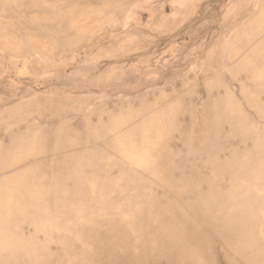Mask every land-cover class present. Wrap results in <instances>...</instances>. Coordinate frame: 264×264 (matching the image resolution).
<instances>
[{
  "label": "bare ground",
  "instance_id": "bare-ground-1",
  "mask_svg": "<svg viewBox=\"0 0 264 264\" xmlns=\"http://www.w3.org/2000/svg\"><path fill=\"white\" fill-rule=\"evenodd\" d=\"M80 1L83 4L70 12L68 7L61 11L57 0H0V52L19 56L22 50H30L35 56L25 58L27 63L45 72L56 66L64 47H88L95 30L138 23V16L123 21L135 0ZM140 1L133 7H145ZM194 1L189 7L194 14L187 19L191 28L188 25L186 31L182 28L186 20L180 15L172 22L171 14L165 13L164 6L158 8L156 0L157 14L150 15L160 25H174L167 27L169 38L186 32L197 39L196 44L214 42L216 46L204 52L206 66L201 74H184L181 58H171L166 73L161 69L153 81L157 87L125 89L111 99L104 97L83 116L72 107L92 103V95L28 96L27 103L49 104L51 120L40 127L43 138L19 125L12 133L0 131V157H4L0 160V264H213L209 255L191 253L206 242L221 246L226 264H264V138H259L264 129H254L250 138L240 129L233 138L231 125L235 126L238 106L223 74L229 72L248 104L264 116V0H235L220 22L215 14L226 0ZM170 9L185 13L188 1L178 0ZM56 23L61 30L52 32ZM140 30L131 31L135 36L124 54L146 52L148 46L135 38L143 32L148 38V31ZM162 33L151 34L154 46ZM55 35L57 40L51 38ZM98 43V54L91 59L83 56L76 64L95 63L93 58L102 56L106 48ZM177 50L173 52H184ZM190 53L187 50V57ZM194 53H202L198 45ZM37 60L45 62L40 67ZM217 62L225 67H214ZM116 73L114 81L101 80L99 87L120 89L133 78L126 81L127 72ZM80 86L78 82L70 89ZM215 87L221 92L216 93ZM17 94L13 91L10 97ZM137 95V100L132 99ZM56 102L61 107H54ZM200 108L203 126L205 118L214 114L218 115L215 128L222 119L229 120L221 129L222 140L234 139L237 146L229 151L242 160L229 166L227 160L222 163L223 153L210 149L213 153L204 162L203 178H195V167L184 168L191 162L176 157L183 138L188 139L189 149L202 141L197 136L204 128L195 119ZM99 126L102 129H96ZM243 142L246 151L238 148ZM260 147L261 155L252 159ZM219 161L221 165L213 169ZM226 184L224 196L221 188ZM203 190L213 205L199 210L193 204L182 214L181 198L198 197ZM234 212L239 220L229 226ZM199 233L205 238L199 240Z\"/></svg>",
  "mask_w": 264,
  "mask_h": 264
},
{
  "label": "rangeland",
  "instance_id": "rangeland-1",
  "mask_svg": "<svg viewBox=\"0 0 264 264\" xmlns=\"http://www.w3.org/2000/svg\"><path fill=\"white\" fill-rule=\"evenodd\" d=\"M177 1L178 0H156V2L159 3L158 8L160 7L163 8L164 6L165 13L171 14L172 22H175L174 20L175 17L180 15H181L180 18L186 20L183 22L184 24L181 23L184 25V26L181 25L182 28L184 29V31H186L189 25L187 19L188 17H191L194 14L192 13V11H190L189 7L191 5L193 6V2L195 1L187 0L188 1L187 11L182 14H178V13L176 14L171 12L170 5L177 3ZM233 1L235 0H230V1L226 0L225 4H223L222 7L218 8L219 11L217 9V12L215 14V16L217 15L216 16L217 22H220V20L218 21V19L221 18L222 16L221 14L227 12L229 8L232 7ZM137 2L142 3L143 1L140 0L133 1V4H130L128 9H126L125 17L123 18L124 19L123 21L129 22L130 20L132 21L134 17L138 16L136 17L138 18L137 20L138 23L137 25H135V27L132 26L133 27L132 28L130 27V24L125 23V25H123L119 29H113V30L97 29L92 33L93 41L88 47L84 46L81 47V49L79 48L78 50L75 49L70 50L69 48L64 47V49H61L62 51L60 55L61 58H59L56 61V66L49 68L45 72L36 71L35 67H31L30 64L27 63L25 58L34 55V53H32L30 50H22L19 56L16 55L10 56V54H8L5 51L0 52V64H2L0 65L1 66L0 74L3 75V77L0 76L1 133H12L13 128L16 125H19L25 131L28 130V132L31 135H38L40 138H43L40 127H43L44 126L43 124L46 125L47 123H49V120H51L50 118L51 113L49 112L50 110H48L49 104L41 103V102L27 103L25 101H26V97L28 96H31V98L33 99H38L41 98V96L51 97V98L52 97L63 98L70 94L76 95L79 93L85 95H92L93 97L92 103H88V104L79 103L72 107L73 111L83 116V113L87 114L91 112V110L95 109V108L92 109V106H94L95 103L99 104L104 99H111L113 97H116L117 95L121 94L120 91H125V89L135 92L141 89L142 90L144 89L143 91H149V89L154 88V86L157 87L158 85H156V83H154L153 81L157 76H160L159 73L161 72V69L163 70L164 68L162 74L166 73L168 68L167 64L169 62L168 60L171 58L173 59L181 58L179 64L182 66L181 69L184 74L190 75L195 72L201 74L202 72L201 69L206 66L205 53L207 54V51L212 50L216 46L214 42L211 43L210 41H204L201 43V45L196 44L195 40L197 39L195 40L192 39L190 35L186 32H182L180 35L169 38L168 32L166 31H171L170 29L174 25L173 24L171 26H168V24L160 25L156 22V20L152 19L150 13L153 12L155 15L157 14L156 11H158L157 9L155 11L153 8V5H155L154 0H144L145 7H142L141 9L134 8ZM58 3L61 4V7L59 8L61 11H64L65 7H68L66 11H70V12H73L70 10V8L72 9L73 7L79 4H83L80 0H57L56 4ZM212 17L214 18L213 14ZM11 21H13L12 18ZM215 26H217V23L214 22V28H216ZM161 27H163L164 30ZM167 27H169L170 29H168ZM59 28L61 30V26L59 25V23H56L53 27L52 32ZM189 28H191L190 25ZM139 29H141L140 31L143 30L148 31L147 32L148 38H146V33L144 32H143V36L136 34L137 38H135L137 40V43L139 42L145 43L148 46L146 48V52L145 51H144L145 53L128 52L127 54H124L123 51H127V46L130 44L131 40H133V39L130 40V38L132 36H135V34H133L131 31H137ZM50 30L51 27L48 31ZM41 32H45L44 29H42ZM154 32H163L162 34L164 35V37L161 40L157 41L158 42L157 47L154 46L156 40H154L151 36V34ZM229 32L227 36H230V34L233 33V31H231V33ZM200 36H202V33L200 34ZM51 38H53L54 40L58 39L56 35L52 36ZM196 38H198V36ZM98 41H100L101 44L103 43L106 45V48L102 49L103 55L99 57L100 59L98 57H96L97 60L96 58H93L95 59L94 61L96 62L89 65L76 64V61L77 63L80 62L79 60L83 56L91 59V56L95 55L96 53L98 54V48L96 47V45L99 44ZM70 45L67 46L70 47ZM196 45H198L200 51H202L201 54L194 53V47ZM178 48H182L184 52L181 54H178V52L177 53L173 52V49L174 50L176 49V51H178L177 50ZM187 50L191 52L188 55V57L186 55ZM17 60L20 62L17 63L16 66L13 65V63H16ZM42 60H37L38 66L40 67L45 62ZM219 64L220 63L217 62L214 65V67H217L216 65H218V67H225L224 65L220 66ZM174 65H178V64L175 63ZM89 66L91 68H89ZM116 71L127 72L124 74L123 78L124 80L126 79V81H128L131 79V77H133L131 82L127 83L125 87L120 89L114 87L111 88V90H104L103 87H99L101 80L107 79L109 81L110 80L114 81V79L118 76ZM215 72L216 71L214 70V73ZM128 73L131 74V76H128L129 75ZM223 74L226 77V83L229 85L231 89L232 98L234 102H236V105L238 106V109L235 108L238 112L234 113L233 115L235 116L234 117L235 126L234 123L231 125V135L234 138L233 133H237V131L240 129L241 130L245 129L247 137L250 138L252 133L254 132V129H258V130L264 129V116L262 114L259 115V111L257 112V110L254 107L248 104V102L246 101V97L244 96L245 94L241 90V87L236 86L230 80L229 72L227 73V71H224ZM78 82H80L81 85L80 87L70 89L71 87H74ZM226 88L227 86L222 91H224ZM2 90H4L3 94H2ZM13 91L18 92L16 97H10V94ZM215 92L218 93L221 92V90L215 87ZM203 95H205V92H203ZM137 97L138 95L133 97L132 99L137 100ZM18 106L20 109H18ZM81 106L83 107L82 108L83 112L80 109ZM54 107L59 108L61 106L58 102H56V104H54ZM215 110L218 111L217 108H215ZM72 114L75 115V113ZM202 117H203V109L200 108L195 119L198 123V126L204 128V133L205 131H207V134H205L204 136V133H202V135L200 134L197 136V137L202 136V141L199 143L198 146H196L193 149H189L186 147V142L188 141V139L186 140L185 138H183L181 142L178 141L179 144L181 145V149H180L181 154L176 157L178 158L182 156L181 158L182 160L191 162L192 166L186 165L184 166V168L186 171L195 167L196 169L193 175L195 178H203L202 168H204L205 166L204 162L208 161L209 158L208 155L211 154L212 151L216 153L217 152L223 153L222 154L223 157H221L222 163L225 160H227L229 166H231L232 164L233 165L237 164L242 160L241 158L234 156V154L229 151L231 150L232 147L236 148L237 142L230 137L228 141L222 140L221 129H223L225 125H228L230 123L229 120L223 121L222 119L220 121V127L215 128L213 127V123L215 122V120L218 121V115L214 114L211 115L210 118L208 117L205 118L204 121L206 122L207 125L205 124L204 126L202 122L203 121ZM72 129L75 131L76 128H72ZM96 129H102V128L99 126ZM262 133H260L261 137H259L261 139L264 138V132ZM38 147L41 148L42 145L39 144ZM238 148L242 149L243 151L247 150L246 149L247 146L244 144V142L238 144ZM261 151H262V147H260L259 151H254L252 154V159H258V155H261L260 154ZM1 159H4V157H0V160ZM220 163L221 162L219 161V164H215L213 166V169L216 170L217 165L218 166L221 165ZM228 186L229 185L226 184L224 188H221L224 196L228 191ZM250 190L253 191V186L250 188ZM181 200L184 203V205H182L181 208L182 214H185V212L187 213V209L193 204H195L199 210L204 206L213 205V203L211 202L213 201V199H209L204 190L199 191L198 197L189 194L186 195L185 197H182ZM234 216L236 218L234 217L228 220L229 226L236 225V222L239 220L237 213L234 212ZM198 237L199 240L201 238H205V236L202 233H199ZM207 239H210V237L207 236ZM195 252H199L204 256L209 255L210 256L209 259L210 261H212L213 264H226L224 258V252H221V246H215V242L212 243L206 242L203 245V247L200 248V250L198 249L191 251V253H195Z\"/></svg>",
  "mask_w": 264,
  "mask_h": 264
},
{
  "label": "crops",
  "instance_id": "crops-1",
  "mask_svg": "<svg viewBox=\"0 0 264 264\" xmlns=\"http://www.w3.org/2000/svg\"><path fill=\"white\" fill-rule=\"evenodd\" d=\"M0 65H2V64H0ZM0 68H1V66H0ZM0 73H1V70H0ZM0 76H2V77H3V75H1V74H0ZM3 92H4V90H2V94H3Z\"/></svg>",
  "mask_w": 264,
  "mask_h": 264
}]
</instances>
